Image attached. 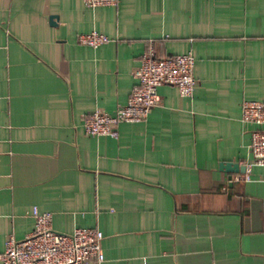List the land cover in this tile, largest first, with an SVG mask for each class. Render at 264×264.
<instances>
[{
  "label": "crops",
  "instance_id": "1",
  "mask_svg": "<svg viewBox=\"0 0 264 264\" xmlns=\"http://www.w3.org/2000/svg\"><path fill=\"white\" fill-rule=\"evenodd\" d=\"M92 30L112 41L77 43ZM148 47L192 53V96L160 85L144 121L86 135ZM243 100L264 101V0H0V254L36 207L57 232L99 229L101 264H264V167H221L251 161Z\"/></svg>",
  "mask_w": 264,
  "mask_h": 264
},
{
  "label": "built area",
  "instance_id": "2",
  "mask_svg": "<svg viewBox=\"0 0 264 264\" xmlns=\"http://www.w3.org/2000/svg\"><path fill=\"white\" fill-rule=\"evenodd\" d=\"M86 6L95 8L115 5L117 0H84ZM78 44L91 48L112 41L105 34L92 30L77 35ZM194 57L191 52L170 56H158L148 47L132 71L135 83L124 105L114 113L93 110L83 119V130L89 136L117 137L120 123L144 121L151 109L160 102L157 88L172 85L180 96L191 97L196 85ZM241 118L255 128L248 146L251 161L244 163V172L236 180H248L254 165L264 167V101L243 100ZM33 230L23 239L9 235L0 254L1 264H101L103 234L95 228H76L71 233H60L51 226L52 214L33 208Z\"/></svg>",
  "mask_w": 264,
  "mask_h": 264
},
{
  "label": "water",
  "instance_id": "3",
  "mask_svg": "<svg viewBox=\"0 0 264 264\" xmlns=\"http://www.w3.org/2000/svg\"><path fill=\"white\" fill-rule=\"evenodd\" d=\"M53 20V18L51 19ZM221 167L225 170V171H236V172H241L243 173L244 172V166H239L238 164L236 163H223L221 164Z\"/></svg>",
  "mask_w": 264,
  "mask_h": 264
}]
</instances>
